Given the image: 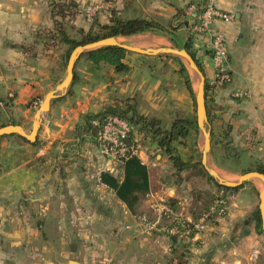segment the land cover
<instances>
[{
	"label": "crops",
	"instance_id": "0c3cea01",
	"mask_svg": "<svg viewBox=\"0 0 264 264\" xmlns=\"http://www.w3.org/2000/svg\"><path fill=\"white\" fill-rule=\"evenodd\" d=\"M73 1L79 13L71 23L85 31L93 23L108 25L113 9L122 18L145 17L163 28L115 37L125 45L157 49L189 41L188 49L202 67L205 82L212 84L208 39L189 31L194 18L186 10L195 4L191 0H130V6L128 0ZM53 2L58 0H0V127L20 125L29 133L34 112L56 85L62 49L51 46L45 34L53 29ZM211 2L234 17L213 24L227 42L231 81L214 94L210 87L219 110L211 112L208 123L212 133L208 161L222 178L230 180L238 175V168L229 169L221 162L222 147L225 159L235 161L237 167L243 157L249 167L264 166V0ZM87 5L98 7L90 23L81 10ZM172 58L127 51L123 62L128 70L121 74H113L108 65L97 69L81 58L75 63L76 81L42 116L36 148L13 135L0 137V264H159L167 254L165 243L170 250L176 248L178 242L166 234L170 223L160 220V205L173 199L180 208L172 209V219L196 220L208 199L221 191L199 169L201 132L191 131L187 141L173 144L180 158L192 165L178 172L149 136L141 142L142 134L137 126L132 127L136 156L147 167L149 191L130 211L100 182L102 172L121 179V161L100 152L82 120L101 113L113 98L122 101V108L128 100L139 115L158 119L164 129L176 118L194 119L195 100ZM187 75L194 92L193 79ZM112 77L113 82L108 81ZM236 91H246L247 96L236 99ZM224 129L230 144L222 146L218 137ZM213 138L219 141L216 145ZM38 158L42 160L35 163ZM26 164L32 167L26 169ZM252 182L226 195L228 210L200 234L197 245H207L209 230L225 236L224 242L213 255L205 253L198 260L264 264L263 237L242 203L255 198L253 190L258 187Z\"/></svg>",
	"mask_w": 264,
	"mask_h": 264
},
{
	"label": "trees",
	"instance_id": "16d2710c",
	"mask_svg": "<svg viewBox=\"0 0 264 264\" xmlns=\"http://www.w3.org/2000/svg\"><path fill=\"white\" fill-rule=\"evenodd\" d=\"M104 1L112 3L114 0ZM73 3V0H58V2H53L51 7L53 29L45 33L51 41V46H59L62 49L60 54L59 66H62V62L64 66L67 64V60L71 51L79 45H85L110 37L130 36L141 34L147 31H153L155 29L163 30L160 24L150 19H147L145 17L122 18L118 16L116 10L113 9L111 11L108 25H99L93 23L90 29L85 31L84 29L76 27L73 23H71V21L79 13V8ZM127 4H129L130 6L132 3L130 2V0H128ZM179 14L183 15V11H179ZM93 26H95V28H93ZM188 45L189 41H187V43L185 44V48L190 56L194 59V55L189 51ZM126 53L127 51L125 49L117 46H104L86 52L79 59L84 58L97 69L101 66V64L108 65L112 68L113 74H121L127 72L128 70L127 65L123 62ZM195 62L199 70L203 73L200 64H198L196 60ZM180 73L184 74L183 77L185 79V86L194 100V92L191 88L187 71L183 65L180 67ZM113 80V77L108 79V81L110 82H113ZM75 81L76 74L75 70H73L72 82ZM210 87L211 86L205 82V107L208 123H210L211 112L219 110V108H217L213 104V99L209 94ZM120 102L122 101L113 98L111 105L104 109L101 113L96 115H85L82 118L84 129L87 130L95 139L97 128L93 126L91 122L93 120H101L107 115L118 116L119 118L126 120L131 127V132L129 134L130 144L135 145L132 135V127L137 126L139 132H143L146 137L149 136L153 141L156 142L158 148L161 149L162 152L168 157L176 171L180 172L192 167V165H190L188 162H184L180 158V156L176 153L173 144L174 142L183 141L189 136L194 128L197 129L195 119L190 120L185 118H176L175 120H173L168 129H164L158 119H149L142 115H139L136 112L134 105L130 104L128 100H124V108L120 106ZM13 136L20 143L29 145L32 148H36L38 146L37 141H35L34 143H29L20 136ZM210 136H212V133L210 134ZM40 160L42 159L38 158L34 162L36 163ZM31 167L32 166L29 164L25 165L26 169H30ZM121 170V179L111 175L108 172H102L100 174V182L103 185L107 186V188H109L111 191H113L116 197L120 201H122L130 211H132L139 201L140 197L145 195L149 191L147 167L138 159L136 155H129L126 159H122ZM248 171H257L264 174V166H250L247 170L244 171V173ZM205 173L209 181L214 182V184L219 189H222L223 194L227 191H236L241 187H222L218 185L215 180L207 174L206 171ZM176 203L177 202L175 200L170 199L166 201L165 204L168 205L169 208L173 209ZM251 223H253L255 231L259 234H262L261 220L258 210L253 212ZM171 238L175 240L174 237Z\"/></svg>",
	"mask_w": 264,
	"mask_h": 264
},
{
	"label": "built area",
	"instance_id": "2783aa9c",
	"mask_svg": "<svg viewBox=\"0 0 264 264\" xmlns=\"http://www.w3.org/2000/svg\"><path fill=\"white\" fill-rule=\"evenodd\" d=\"M85 19L90 23L98 12L96 5H87L82 9ZM194 20L189 31L196 35L206 36L208 39L207 48L212 54V63L215 73L214 84L221 88L231 81L229 73V55L225 36L213 26L214 22L231 21L233 15L219 10L211 0L201 4H191L187 10ZM214 86V87H215ZM247 96L246 91H236L233 97L241 99ZM92 125L97 128L95 140L100 152L114 161H122L129 155H136V147L129 143L131 127L129 123L115 115H107L101 120H93ZM222 195L218 196L207 210L202 212L196 220H175V225L169 227L166 232L171 236L181 238L187 245L196 241L198 235L206 231L208 225L225 210V203ZM161 213L171 215L173 210L166 204L159 207Z\"/></svg>",
	"mask_w": 264,
	"mask_h": 264
},
{
	"label": "water",
	"instance_id": "95a60500",
	"mask_svg": "<svg viewBox=\"0 0 264 264\" xmlns=\"http://www.w3.org/2000/svg\"><path fill=\"white\" fill-rule=\"evenodd\" d=\"M200 3H205L208 0H199ZM104 46H117L126 51L134 52L141 55L147 56H176L181 58L187 65V67L193 72L195 78H197V89L195 94V110H196V125L203 136V150L201 165L207 174L212 177L216 183L222 187L226 188H237L244 183L251 180H258L261 183V189L258 192V211L261 220V230L264 237V174L257 171H248L241 174L236 180L229 181L222 178L216 170L207 165V156L210 154V128L208 126L206 107H205V77L203 73L199 70L195 60L190 56L185 48V44L180 46V48L173 47H163L157 49H140L131 47L119 43L115 37H110L106 39H101L92 43L85 45H79L75 47L67 60L65 75L63 79L58 82L53 89L49 90L43 97L37 110L34 112L33 120L31 123V129L29 133H26L20 125L7 124L0 127V137L17 135L24 138L29 143H34L37 137L39 126L41 123L42 116L46 114L50 109V104L53 100L57 99L63 95L69 88L73 81V70L75 63L78 59L86 52L104 47Z\"/></svg>",
	"mask_w": 264,
	"mask_h": 264
},
{
	"label": "rangeland",
	"instance_id": "374dc122",
	"mask_svg": "<svg viewBox=\"0 0 264 264\" xmlns=\"http://www.w3.org/2000/svg\"><path fill=\"white\" fill-rule=\"evenodd\" d=\"M191 3H195V4H201L200 3V1L199 0H191ZM83 9V8H82ZM81 9V10H82ZM82 14H83V12H82ZM97 15V14H96ZM231 15H233L232 13H231ZM246 15H247V13H246V4H245V11H244V17L246 18ZM83 17L85 18V15L83 14ZM234 18V17H233ZM86 20V19H85ZM233 20V19H232ZM118 42H120V43H122L123 44V42H121V41H118ZM173 48H180V47H173ZM64 49H65V47H64ZM171 57H173L172 59H174L175 60V62L177 63L176 65H177V67L179 66V73H180V67L183 65L184 67H185V69H186V71L191 75V77H192V79H193V86H194V100H195V94H196V89H197V78H195V76H194V74H193V72L187 67V65H186V63L181 59V58H179V57H176V56H171ZM65 68H66V65L64 66L63 65V62H62V66H60V68L57 70V73H56V75L54 76V81L53 82H56V84L58 83V82H60L62 79H63V77H64V75H65ZM213 72H214V69H213ZM181 74V73H180ZM181 76H182V78H183V80H185L184 79V74H181ZM58 81V82H57ZM214 81H215V73H214V79H213V82H212V84L210 85V86H213L212 87V94H214L215 92L214 91H216L217 89H218V87H216L215 86V84H214ZM54 84L55 83H53V88H54ZM215 86V87H214ZM214 89V90H213ZM194 119L196 120V116L194 117ZM208 124V123H207ZM209 126V125H208ZM225 130L226 129H224L223 130V132L221 133L222 134V137H218V140L221 138V142H219L217 139H215V138H213V144L214 145H216L218 142L219 143H221L222 144V146H225V145H227V144H230V137H229V135L228 134H226V132H225ZM192 131H194V132H199V129L197 128V129H193ZM140 133L142 134L141 135V137H142V139H141V142L142 141H145L146 140V136L144 135V133L143 132H141L140 131ZM188 138L189 137H187V138H185L183 141H181V142H178V143H182V142H184V141H187L188 140ZM150 139V141H152V143L153 142H155V141H153L151 138H149ZM96 141V140H95ZM149 142V141H148ZM96 143H97V141H96ZM156 143V142H155ZM174 143H177V142H174ZM225 143V144H224ZM221 146V147H222ZM230 147V146H229ZM226 151V149H224L223 147H222V152H220V154L222 155L223 154V157H224V160L222 159V157H221V162H223V164L225 165V167L227 166V168H229V169H232L233 167L234 168H238L237 169V171H238V175H235L232 179H230L229 181H233V180H236L241 174H243L244 173V171L245 170H247L248 168H249V166L247 165V161H246V157H243L244 159H240V161H239V165H240V167H237V163L235 162V161H231L230 159H225V151ZM152 157H153V155H151ZM117 162V161H116ZM118 165H120V164H118ZM207 165L209 166V167H211V168H213L214 170H216V168L213 166V164L211 163V161H208V156H207ZM199 169L201 170V172H202V176H204L206 179H207V175H206V173H205V170H204V168L200 165V167H199ZM220 175V174H219ZM221 176V175H220ZM208 180V179H207ZM227 180V179H226ZM209 181V180H208ZM252 181H254L255 183H256V185H257V189L258 190H253V194L255 195V198L254 199H252V202H250V203H247V201L246 200H244V201H242V203H243V206H245V208L246 209H249L248 210V212H249V214H248V216L250 217V220H251V218H252V214H253V212L254 211H256V210H258V192H259V190L261 189V183L258 181V180H251V182L249 181V182H247L244 186L245 187H249V184H251V183H253ZM212 182V181H211ZM216 182V181H215ZM212 183H214V182H212ZM223 191H222V189H221V191L219 192V193H215L214 194V198L213 199H211V200H209L208 199V201L206 202V206L204 207V209L202 210V212H204L205 210H207L208 209V207L213 203V201H214V199H216V198H218L217 196H220V195H222V200L224 201V203H225V199H226V195H229V194H231V193H237V190L236 191H227V192H225L224 194H221ZM248 204V205H247ZM202 207V208H203ZM173 208H175V209H178V208H180L178 205H175V207H173ZM225 210H228V207H227V204L225 203ZM160 214V220H164V222H167V223H170V226L169 227H171V226H173V225H175V220H177V219H172V217H170V216H167L166 214H163V213H159ZM198 217V215H196V216H194L193 217V219H195V218H197ZM180 220H182V218H179ZM169 221V222H168ZM213 223L214 222H212V225H213ZM253 224V223H252ZM210 226V227H213V226ZM168 227V228H169ZM212 229V228H211ZM209 230V229H208ZM205 232V231H204ZM228 233V232H227ZM170 238L171 237H174L175 238V240L178 242V244H177V246H176V248H174V249H172V250H170V248L168 247V245H167V243H165L164 244V246H165V248H166V250H167V254H166V256L164 257V258H162L161 260H159V264H201V263H203V264H213V263H211L210 261H209V259L208 260H206V259H203L202 261L201 260H198V258H200V257H202L205 253H210V254H212L213 255V253L215 252V249H216V246L219 244V243H223L224 241H223V239L225 238V236L223 237V236H221V235H219V234H217V233H215V232H210V230H209V233L207 232V240H206V242H207V245H204L203 243L202 244H200L199 246L197 245L198 243H197V241H199L200 240V235H198L197 236V238H196V241H194V242H191L190 243V245H187L181 238H179V237H175V236H171L168 232L166 233ZM203 234V233H202ZM209 234V235H208ZM258 235H261V237H263V235L262 234H259L258 233ZM227 238H226V240H228V239H230V234H228V236H226ZM204 240V239H203ZM202 240V241H203ZM263 243H264V237H263ZM145 264H147V263H145Z\"/></svg>",
	"mask_w": 264,
	"mask_h": 264
}]
</instances>
